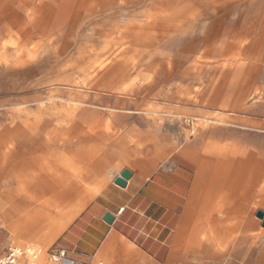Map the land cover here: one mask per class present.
Returning <instances> with one entry per match:
<instances>
[{
  "label": "rangeland",
  "instance_id": "obj_1",
  "mask_svg": "<svg viewBox=\"0 0 264 264\" xmlns=\"http://www.w3.org/2000/svg\"><path fill=\"white\" fill-rule=\"evenodd\" d=\"M179 1L143 0L106 12L92 11L81 18L69 44L65 34L46 35L56 15L44 22L46 28L35 26L25 38L18 35L16 26L9 25V19L4 20L0 24V145L12 137L20 140L31 126H43L47 132L67 131L82 121L87 129L99 130L106 137L148 134L151 138L143 152L133 142H121L103 149L111 161L100 154L95 158L107 182L92 201L116 186L114 181L124 170L147 177L184 150L198 152L210 161L217 158L214 151L225 150L236 154L221 159L239 163L242 146L251 143L264 159V0H197L200 16L176 28L162 17L170 15ZM237 1L242 3L233 5ZM148 24H158L146 33L151 43L138 49L125 45V32L133 25ZM237 73L239 79L234 81L232 75ZM77 149L74 144L70 155ZM58 153L61 175L67 162L64 150ZM2 166L6 176L10 175L8 181L0 180V227L8 243L37 248L41 250L38 264H55L50 252L56 241L47 245L43 237L50 224L36 238H29L31 227L27 230L29 222L23 220L28 212L9 197L25 189L22 180L29 173L25 161L17 157L2 161ZM224 181L230 196L234 191L229 173ZM96 186L100 187L98 181L89 185ZM234 193L235 204H240L245 192L238 188ZM255 198L250 214L255 227L247 247L255 258L250 263L264 264L263 220L257 217L264 211V199L260 194ZM206 230L200 231L201 239ZM220 234H215L218 242L224 239ZM240 235L236 229L235 241ZM46 236L51 241L57 238L52 233ZM212 246L221 253L232 245L219 242Z\"/></svg>",
  "mask_w": 264,
  "mask_h": 264
},
{
  "label": "crops",
  "instance_id": "obj_2",
  "mask_svg": "<svg viewBox=\"0 0 264 264\" xmlns=\"http://www.w3.org/2000/svg\"><path fill=\"white\" fill-rule=\"evenodd\" d=\"M98 137V140L91 141V145L98 146L102 153H105V147L121 142H133L143 152L151 138L141 133L122 137L100 134ZM186 151L192 152L174 153L147 177L133 174L126 188L112 186L94 201L92 199L101 192L107 178L100 173V166L98 173L94 171L96 162L90 160L87 181L82 184L83 209L62 234L51 241L46 235L49 236L53 224H57L60 210L56 202L47 204V201L44 208L46 218L27 236L36 238L50 224L43 237L47 245L56 241L50 254L56 256L64 252L65 264H98L101 261L106 264H251L255 258L247 246L252 240L250 233L255 225L252 227L250 221V199L244 193L240 204H235L233 179L231 189L234 192L229 196L225 193L227 174L213 178L203 174L199 163L188 157ZM206 152L211 153L209 150ZM214 152L216 160L229 156L225 150ZM192 153L199 159L208 158L198 152ZM104 155L108 162L111 161L108 152ZM25 164L31 167L37 164L39 167L36 165V168L45 171L42 174L51 191L53 184L57 187V167L47 165L48 162L40 156L31 155L27 156ZM44 165L45 168L42 167ZM9 176L0 180L8 181ZM93 181H98L100 187L90 188ZM105 213L114 217L112 223L104 220ZM203 229L207 232L201 239L199 233ZM236 229L241 232L237 241L234 237ZM220 233L224 239L219 242L232 245L221 253L212 246L219 243L217 236ZM230 234L233 237L228 240ZM9 245L8 235L0 227V257Z\"/></svg>",
  "mask_w": 264,
  "mask_h": 264
},
{
  "label": "bare ground",
  "instance_id": "obj_3",
  "mask_svg": "<svg viewBox=\"0 0 264 264\" xmlns=\"http://www.w3.org/2000/svg\"><path fill=\"white\" fill-rule=\"evenodd\" d=\"M142 1L143 0H0V24L4 22V20L9 19L8 20L9 25L11 24L12 26H16L18 28V35L21 38H25L30 35L29 34L30 29L34 28L35 26L41 25L43 28H46L45 26L47 24H45L44 22L47 19L52 18L51 16L54 17L56 15L57 17L56 18L54 17L56 20L55 24H53L51 28L49 26L47 27L48 30H46V35H49V36L57 35L58 36L59 34H65L66 43L69 44L70 37L73 36L76 27H78V24L80 25L81 23L80 21H82L81 18H83L84 15H88L92 11H95V12L105 11L111 8L115 9L116 6L124 7L125 5H128L129 3L142 2ZM196 2L197 0H181L173 8L174 9L173 12L170 15L163 16L162 19L163 20L168 19L172 21V23L175 24V27L179 28L182 26L181 25L182 23L185 24V22L191 21L200 16L201 6L196 5ZM241 3L242 1H237V2H234L233 5H237V4L239 5ZM229 5H232V3H229L227 5L226 4L222 5V10L225 9L223 7H227ZM155 22H158V21H156L155 19ZM143 25H141L140 27H136L133 25L130 28V30L124 33L125 34L124 40L126 42L125 43L126 46L130 45L134 49L135 48L138 49V48L145 47L149 43H151V41H149V38L145 37L146 33L148 34L149 29H152L155 25H156L155 27H158L157 26L158 24H154V26L152 24H148L146 26H143ZM169 41L166 43H169ZM231 74L232 72L230 73V75ZM252 74L253 73H251L250 75ZM232 79L234 81L239 79V73H237L235 76L232 75ZM223 87L225 88V86ZM100 109H103V108H100ZM70 120L71 119L68 120V125L70 123ZM40 123H41V119H40ZM97 131L95 129H90V130L87 129L84 121L79 122L76 126L74 125L71 126L67 131L66 130L60 131V130L55 129V130L47 132L46 128L43 126L42 127L41 126L39 127L31 126L30 128L28 127L26 129L24 134L22 133L23 135L20 138V140L12 137L11 140L8 139L9 141L0 145V178L4 176L7 177L6 171L2 166V161H8V160H11L17 157H21L25 161L27 159V156L29 157V155L40 156L43 158V160L48 162L47 165L49 166L52 165L53 168L57 167V169L59 170L58 160L61 159V157L58 153V150L60 148L64 150L63 154L65 157L64 159L67 160V161L65 160V162H67V165H65V171H63L64 174H61V175L59 174L58 176L57 187H55V184H53V188L51 191L49 184L46 183L45 176H43L42 174L44 170L36 168L37 164L35 165V167H31L30 165L26 164L25 168L29 171V173L23 176V180H22L23 183L21 182L22 184H24L25 189L19 190L18 193L9 195V197L14 201L15 203L14 205H16L17 207L22 206L24 210L28 212L27 215L23 216V220L25 222H29L25 226L27 230H29L30 227L31 229H34L36 225H38L40 222H42L46 218L47 212L44 208L46 207L45 203L47 201H48L47 204L48 203L50 204L51 202L53 203L56 202L60 210L59 212L60 215H59L57 224H53V231L51 232L52 235H54L55 237L60 236L62 232L67 228V226L70 224V222L73 220V218H75V216L83 209L84 203L82 201V198H83L82 197L83 196L82 195L83 194L82 184L87 181V177H88L87 176L88 175L87 164L90 160L94 161L95 158H98L99 154H100L99 157H101L102 155L104 156V154L101 152L98 146H96L95 148L91 145L92 144L91 141L98 140V136L100 135V132H97ZM74 144H78V149L77 151H75L74 153L70 155L71 147ZM250 144L244 143V146H242V152H241L242 162H239V163H237L234 160H230L229 162L226 163L224 160L210 161L209 158L199 159L197 155H195L192 152H187V151L185 152V154L188 157L195 159L200 165V172H202L205 175H209L211 178H213L214 176L229 173L230 178L233 179L234 189L236 190L238 188H241L242 190H244L245 196L248 197L247 199H250V202H251L250 209H251V208H254L252 207V203L256 199L255 197L258 194L261 195V199H264V159L263 157H261L262 152L260 153V152L254 151V149L251 147ZM20 145L22 147L18 148ZM87 146H89V148H87ZM20 150H22V152ZM235 154L232 153V154H229V156H234ZM94 162H96L94 171L98 173L99 163L97 162V160H95ZM42 167L45 168L46 166L44 165ZM31 171L34 173L31 174ZM237 179L238 181H236ZM84 194L87 195L86 193ZM262 213H263V216L261 217V219L263 220L262 225L264 227V211ZM31 229L30 231H28V235L32 233ZM12 232H14V234H20V232L18 231V228H12Z\"/></svg>",
  "mask_w": 264,
  "mask_h": 264
},
{
  "label": "built area",
  "instance_id": "obj_4",
  "mask_svg": "<svg viewBox=\"0 0 264 264\" xmlns=\"http://www.w3.org/2000/svg\"><path fill=\"white\" fill-rule=\"evenodd\" d=\"M40 255L41 250L34 247L22 249L9 245L6 253L0 257V264H38ZM52 257L56 260L55 264H65L67 261L64 252Z\"/></svg>",
  "mask_w": 264,
  "mask_h": 264
},
{
  "label": "water",
  "instance_id": "obj_5",
  "mask_svg": "<svg viewBox=\"0 0 264 264\" xmlns=\"http://www.w3.org/2000/svg\"><path fill=\"white\" fill-rule=\"evenodd\" d=\"M132 175H133V173L130 170L126 169L120 174V176L116 177L114 182L118 186L126 188L128 185V181L131 179ZM262 216H263V213L261 211H259L257 213V217L261 218ZM104 220L107 223H112L114 220V217L110 213H105Z\"/></svg>",
  "mask_w": 264,
  "mask_h": 264
}]
</instances>
